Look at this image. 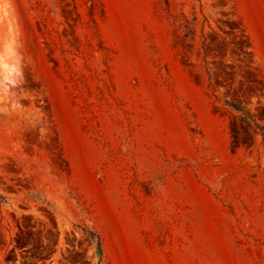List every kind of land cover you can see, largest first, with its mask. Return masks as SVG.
I'll list each match as a JSON object with an SVG mask.
<instances>
[{
	"label": "rangeland",
	"instance_id": "1",
	"mask_svg": "<svg viewBox=\"0 0 264 264\" xmlns=\"http://www.w3.org/2000/svg\"><path fill=\"white\" fill-rule=\"evenodd\" d=\"M0 264H264V0H0Z\"/></svg>",
	"mask_w": 264,
	"mask_h": 264
}]
</instances>
